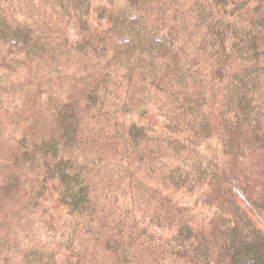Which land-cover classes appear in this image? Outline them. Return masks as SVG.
Returning <instances> with one entry per match:
<instances>
[{
    "label": "trees",
    "instance_id": "obj_1",
    "mask_svg": "<svg viewBox=\"0 0 264 264\" xmlns=\"http://www.w3.org/2000/svg\"><path fill=\"white\" fill-rule=\"evenodd\" d=\"M0 150V264H264V0H0Z\"/></svg>",
    "mask_w": 264,
    "mask_h": 264
},
{
    "label": "rangeland",
    "instance_id": "obj_2",
    "mask_svg": "<svg viewBox=\"0 0 264 264\" xmlns=\"http://www.w3.org/2000/svg\"><path fill=\"white\" fill-rule=\"evenodd\" d=\"M0 153H1V155H4V157H6V158L10 157V159H9L10 162H11V160H13L12 157H14V156H12V154L10 152H8L6 150H0ZM1 164H2V162L0 160V165ZM4 174H5V176H3V174L1 175V172H0V182L4 181V184L7 185L8 184L7 182L10 181V184H11V182H12V177H11L12 173H10V169L8 167L5 169ZM15 194L16 193L14 191V188L11 187L10 185H9V187H8V185L6 187H4V189L2 190V193L0 194V205H2V207H4V206L8 207L10 202L12 201V199L13 198L15 199V197H16ZM15 200L17 201V199H15ZM15 206H16V204H15ZM17 208L18 207L12 206L11 207V211L15 212V211H17ZM11 216L13 218H16V216H14L12 214H11ZM6 219H7V217H6ZM1 221H2V218L0 217V222Z\"/></svg>",
    "mask_w": 264,
    "mask_h": 264
}]
</instances>
